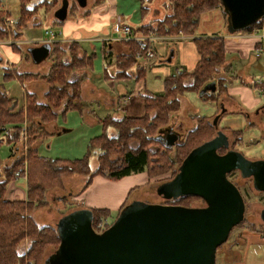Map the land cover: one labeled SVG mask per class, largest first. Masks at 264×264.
<instances>
[{
  "label": "trees",
  "instance_id": "trees-1",
  "mask_svg": "<svg viewBox=\"0 0 264 264\" xmlns=\"http://www.w3.org/2000/svg\"><path fill=\"white\" fill-rule=\"evenodd\" d=\"M107 1L101 0L99 4H105ZM55 3L56 0H19L14 24L9 25L6 29L3 26L5 17L13 13L5 9V0H0V41L7 40L8 35L13 36L12 39H20L22 37L21 31L29 26V22H35L37 17L45 19ZM170 4L171 13L162 19L156 18L153 21L141 24L138 28V34L146 37L150 34L160 37L173 36L178 33L186 34V36H196V31L200 26V18L203 14L218 8H222L224 11L220 0H170ZM90 14L91 12H89V17ZM224 14L226 18L225 11ZM145 16L146 14H143L142 19ZM55 19L54 24L60 27H63V23L68 20L67 18L64 21ZM35 23L33 25L37 28L41 22L37 21ZM263 26L264 19H261L242 32L249 33ZM150 40L147 39L144 43L136 39L123 40V43L129 46V51L117 55H114L113 50L108 48L109 43L106 41L103 48L106 62L104 75L107 78L133 77L137 82L142 81L146 86L144 79L148 65L142 59H144V56L150 59L153 57L154 49ZM60 42V40H57L50 43L51 67L49 72L42 76L49 84V89L44 95L46 101L41 102L36 94L27 91L26 82L33 74L25 73L16 78L26 91L25 112L21 109L22 107L18 109V100L9 96L4 83L15 78L9 71V67L3 68L4 76L2 79L4 81L0 82V144L6 141L12 145L10 157L15 158V161L11 166H6L7 180L0 182V264H22L21 258L24 255H20L16 249L26 238L31 241L27 255L33 257V259H38L45 248L59 246L60 237L57 235L56 227L38 226L31 219L30 211L31 209L34 210L36 206L48 204L45 195L49 190L62 186L61 181L65 177L73 173L88 175V180H86L87 182L82 191L91 184L90 180L96 175L104 176L109 180H118L133 173L146 172L148 182H151L153 178L157 177L156 174H165L163 168L166 166L161 159L157 160L158 165L155 164L153 157L167 159V153L159 154L158 150L151 149L153 148L152 144L156 142L162 143L168 150L176 148V158L181 163L191 149L214 136L215 126L212 124L213 121H210L212 116L193 115V119L197 123L185 133L183 142L168 145L161 139V131L158 132V129L166 126L168 114L179 110L180 97L190 91L197 92L203 102H213L214 105L220 107L219 105L222 102L220 101L222 100L220 99L221 92L227 93L230 82L237 80L241 75L240 71L235 70L236 68L230 61L231 57L227 56L228 52L223 36L195 37L194 45H196L199 54L197 65L192 70L179 67L174 73L165 77L162 84L164 89L161 93L151 92L147 87H144L140 92L145 98L146 112L143 116L120 118L117 115L109 114L104 118H97L102 133L90 140L88 150L83 158L44 157L39 154L36 144L39 140H45L49 136V133L44 130V124L55 121L57 115L66 114L69 110H79L82 114H86V109L90 108L91 105L89 102L82 100L81 88L85 81L91 79L93 70L92 55L82 49L83 47L79 41H72L67 46L68 48ZM16 45V43H12L13 51L22 56L21 48ZM27 52L31 54L29 51ZM0 60L2 61V59ZM219 70H223L230 79L226 76H217L220 73ZM134 71H137L135 76L130 74ZM211 81H216V90L201 95L200 90L205 83ZM240 82L242 81L240 80ZM251 85L257 88L260 83L255 82ZM150 108L154 109L155 113L153 124L149 123L147 117ZM92 112L91 109L89 113ZM146 121L147 124L144 125ZM24 122L28 124V144H30L26 156L27 175H25L27 182L25 183L27 198L26 200H9L3 198L4 191L7 189V182H10L8 180L23 177L26 168L24 158L21 157L22 155L18 156L15 151V143L23 141ZM8 129H11L10 133L7 132ZM155 130L157 132L154 133V136L153 132ZM243 131L233 129L236 135L242 136ZM5 132L7 135H4ZM2 133L4 136H2ZM129 140H135L134 142L137 141L138 143L132 145ZM239 142L242 143V140H239ZM220 152L224 153L225 150L220 149ZM109 153L117 156L116 161L110 163V160H107L106 155ZM91 155H95L96 160L99 157V165L94 170L90 165ZM170 159L171 162L174 160L173 157ZM152 162L153 165H151ZM104 163L105 165H103ZM153 170L156 173H153ZM235 172L237 171L231 172L227 176L232 180V174ZM175 173L173 170L171 177ZM188 198L201 197L190 195L179 198V200H170V202L178 203L182 199ZM126 203L121 205V208L115 214L110 209L92 208L94 212L93 227L101 232L102 227L107 228L110 226Z\"/></svg>",
  "mask_w": 264,
  "mask_h": 264
},
{
  "label": "rangeland",
  "instance_id": "rangeland-1",
  "mask_svg": "<svg viewBox=\"0 0 264 264\" xmlns=\"http://www.w3.org/2000/svg\"><path fill=\"white\" fill-rule=\"evenodd\" d=\"M101 0H87V6L86 7H80L77 3L76 0H69V9L68 11V20H73V21H86V20H91L92 17H94V8L99 6ZM118 1V9L121 14H123L125 19H129V21L133 22L136 27L138 28L139 25V20L143 17V14H146V17L150 15H154L157 18H164L166 15L171 13V4L170 0H117ZM19 5V0H5V9H8V11H11V15H6L5 20H4V25L5 28L7 29L9 25H12L13 23L9 22V19H13L15 21V14H17L18 11V6ZM62 5V0H56V3L54 4V7L52 10H50V14H48L45 19L41 17H37L35 19V22H41L39 27H34L33 24H36L35 22H29V26L23 29L22 32V37L20 39H12L13 36L8 35L9 37L7 40L3 41H12L16 43L20 48L22 52L21 56V61L17 64L11 66V64L7 65L9 67V71L11 72L12 76H14V80L5 82V86L7 90L9 91L10 88L12 89L14 84H18L17 82V77H19L22 74L25 73H30L33 74V76H30L27 80V91L34 93L37 95L39 100L41 102L46 101L45 97L43 96L44 93H46L49 89V84L45 80L44 76L46 73L49 72L50 67H51V61L52 58H50L45 61L42 64L39 65H34L32 62V59L30 57V54L27 52L28 47L31 45H37L35 44L36 42L29 41L31 37H37L36 34L41 35L38 36H45L46 37V31L44 33V29L47 30L48 28H53L54 30H59L62 29V27L55 25V10L60 8ZM93 11V13H92ZM89 12H91L90 17H89ZM123 16H118V17H123ZM204 17H207L206 15H203ZM11 17V18H10ZM9 18V19H8ZM123 19V18H122ZM67 20V21H68ZM201 20V25L200 27L206 32H215L217 30H220V26L218 23H213L209 22V25H203ZM216 20H219V18H216ZM143 21V20H142ZM35 30L36 34L31 33L30 31ZM107 27L103 29L102 32H95V33H87L85 32L86 30L84 28L81 29V32H83L80 36L82 39L80 41L82 45V49H84L89 55H92L93 59V72H94V82L96 85L99 86V88H103V90L110 91L108 88V85L105 83L104 80V72L106 68V64L104 65L103 62V57H102V43L101 41H98L96 39L95 41H90L86 38L92 37L95 38L94 36H102L104 35L107 31ZM106 31V32H105ZM229 34L233 35L231 32ZM63 35V34H62ZM60 35V36H62ZM153 35V34H151ZM64 39V38H63ZM62 37L60 38V43L64 45V47L68 48L67 46L71 44L72 40H63ZM102 39V38H101ZM20 40V41H18ZM21 42V43H20ZM123 43V42H122ZM121 43V44H122ZM0 45H2V42L0 41ZM16 45V46H17ZM39 45V44H38ZM9 47V46H8ZM123 46L116 45V50H121ZM129 46L124 44L123 48H128ZM13 49V47H12ZM11 49V50H12ZM129 51V49H128ZM260 54L259 57L256 54ZM256 54H254V59L253 60H248L247 61H240L238 62L235 66H238L239 68H243L246 66L245 73L246 75H240L239 76V81L241 80L242 82L249 77V72L252 71V73L255 75L254 80L264 78V69H262L263 66V52L257 51ZM1 55V53H0ZM157 55V54H156ZM155 55V56H156ZM154 56V58H155ZM227 56H231V54H228ZM261 56V57H260ZM163 57V53H160L156 59L152 57L151 62H147L148 65V70L146 72L145 76V83L147 84V87L150 91L153 90L154 92L163 89V79L167 74H171L175 71V65L172 63V61L167 62L164 67L160 66V58ZM2 58V57H1ZM178 58V54H177ZM229 58V57H228ZM154 59V60H153ZM144 60V59H142ZM34 61V60H33ZM248 62L250 63V66H248ZM35 63V62H34ZM5 67V62L0 60V72H3L4 76V70L3 68ZM164 68V69H162ZM252 69V70H251ZM220 73L217 76H226V78L230 79L228 75L224 73L223 70H219ZM137 71L131 72L133 76L137 75ZM24 76V75H23ZM25 78V77H24ZM110 79V78H109ZM115 80L117 81H131V82H136V80L131 77V78H116ZM4 81V79H3ZM86 82V81H85ZM84 82V83H85ZM82 85V100L85 102H89L90 108L86 109V114H82L79 110H69L66 114H59L57 115V119L52 122H47L44 124V130H46L49 133V136H47L44 139L39 140V142H35L37 144V148L39 153L42 156L46 157H51V158H70V159H76V158H83L85 153L88 150V145L90 144V140H92L95 136L99 135L102 133V128L100 123L97 122H91L92 117H90L88 114L90 109H95L97 112V115H105L107 114L108 110L105 106L103 107L102 103H97L94 101H88V97H85L84 90L86 89V92L88 95H91V89H89V86L86 84H89L88 82L86 84ZM121 83V82H120ZM257 85V84H256ZM36 86V87H35ZM86 86V87H85ZM91 86V84H90ZM31 87V88H30ZM260 88L261 85H258ZM33 88L35 90H33ZM223 88V87H222ZM253 88V87H249ZM255 89V88H254ZM45 90V91H44ZM261 92L259 90H254L253 93H256L261 101V104L264 103V93H263V87H261ZM7 91V92H8ZM151 91V92H153ZM18 92L20 96L19 89L16 91ZM224 92V91H223ZM221 92V98L223 103L228 100V96L226 92ZM26 93V92H25ZM147 93V91H146ZM45 95V94H44ZM140 98L142 100L143 106H144V112H146L145 108V98L140 94ZM181 98L180 101V106L179 110L173 111L170 114H168L167 117V123L166 126L162 127L161 129H158L162 131L165 129L170 128V131H175L180 135H185V133L189 130L192 129L193 126L196 125V120L193 119L192 115H205V116H212L210 118V121L214 120V117L221 112V107H218V105H214L213 102H203L199 98V94L197 92L190 91L188 93H185ZM128 99V98H127ZM125 99L121 104L119 103L117 112L118 114L117 117L123 118L127 117L125 114L126 111L123 110L124 108L127 109L129 107V102L130 99L127 100ZM133 99V97H131ZM231 99V98H230ZM108 100V99H107ZM234 100V99H233ZM233 100L228 101L233 102ZM22 103H19V108L23 109L24 112L26 110V94L24 99L21 100ZM129 101V102H127ZM115 102V101H114ZM104 104L109 105V101L105 102ZM113 104V103H110ZM116 104V103H115ZM228 104L224 103V106L226 107ZM220 106V105H219ZM236 110L247 113L244 109H240L239 107L235 108ZM60 110V109H59ZM216 110V111H215ZM148 121L149 123L153 124V116H154V109L150 108L149 112ZM213 114V115H212ZM261 114V113H259ZM126 115V116H125ZM93 116V115H92ZM94 118V116H93ZM248 120L251 121L252 123H247L246 126H242L243 134L241 135H236L233 132V129L226 127V123H224V120H220L219 129L224 130L228 136H230V141H231V148L232 149H237L241 151L246 157L250 159H262L264 158V115H255V112H250L248 113ZM138 124L140 122H137ZM56 124L57 127L62 128L63 131H58L55 130L53 131V125ZM147 124V121L145 122L144 125ZM28 124L26 122L23 123L24 126V135L29 136L28 130ZM215 126V125H214ZM157 129V128H156ZM11 129H8L7 132L10 133ZM67 130V131H64ZM168 131V130H167ZM169 131V132H170ZM113 132V129H112ZM157 131L155 130L153 132L156 133ZM166 132H160V135H164ZM4 135H7L5 132ZM2 133V136H4ZM24 135H23V141L20 143H15V151L17 152L18 156L22 155L21 157L24 158V166L26 167L24 170V175L23 177H17L12 180H8L10 182H7V189L4 191V197L5 199H9V193L13 191V189H20L22 188L24 191H26V175H27V151L26 147L24 144ZM159 135V133H158ZM216 135V127L214 129V134ZM155 136V134H154ZM212 138V137H211ZM239 140H242V143L239 142ZM132 145L137 144L138 142H134L135 140H129ZM29 143V139H28ZM27 143V144H28ZM34 143V145H36ZM30 144H28L29 147ZM11 146L8 144L6 141L0 144V182L6 181V166H11L15 158L11 160ZM151 149L153 150H158L159 154L161 153H167V159L159 158V157H153V160L156 162L155 164L158 165L157 160H160L164 162L166 165L163 168V173L156 174L157 177L153 178L151 182H145L142 183L140 182V179L131 176L133 178L126 179V183H128V189L126 190V200L127 203L133 201V200H143L146 202H151L152 204L155 202L158 203H165V204H180L184 206H191V207H200V206H205V201L202 198H188V199H182L178 203H173L170 202V200L163 199L160 197L157 192L155 191L157 189L158 184L163 182L165 179H171V175L173 173V170L175 172L178 171L179 166L181 165L177 157V149L172 148L170 150L166 149L162 143H153ZM26 152V153H25ZM155 152V151H153ZM25 153V154H23ZM158 155V154H157ZM174 158V160L171 162L170 158ZM13 158V157H12ZM107 160H110V163L113 161H116L117 156L113 153H109L106 155ZM99 159V157H98ZM96 160V156L91 155L90 157V165L91 168L94 170L96 167L99 165V160ZM152 160V161H153ZM182 163V162H181ZM105 165V163L103 164ZM153 165V162L152 164ZM153 173H156V171L153 170ZM26 174V175H25ZM138 174V173H133L131 175ZM176 174V173H175ZM129 176V175H128ZM232 180L236 183L238 186L237 188L240 189L244 201L246 204V212H245V217L242 223L240 225H237L233 227V229L230 232V235L228 239L218 247L217 250V257H216V264H221L224 258L227 260L236 258L238 260L244 261L243 264H264V222L262 221L260 217V212L264 208V191L260 192L258 190H255L253 188V182L251 178H243L240 173L237 171L234 174H232ZM86 180H88V175L86 174H77L73 173L69 175L68 177H65L61 182L62 186H59L57 188H54L52 190H49L47 192L46 198L48 201V204H43L36 206V208L31 209L30 211V216L31 219L36 223L38 226H53L56 227V223L61 217L74 210L77 208H82L86 207V201L83 200L81 197V193L83 192L82 189L84 188L86 184ZM94 180V178H92ZM91 181V184L93 181ZM140 182V183H139ZM138 184L136 187H130L133 184ZM142 183V184H141ZM90 184V185H91ZM96 196V195H95ZM93 193H90V197L93 198L95 197ZM97 198V197H96ZM126 203V204H127ZM36 204V203H35ZM114 213H116V210H114ZM114 221V220H113ZM105 227H102L104 230ZM106 229V228H105ZM102 230V231H103ZM247 231V232H246ZM246 232V233H245ZM258 236L261 241H255L252 236ZM31 245V241L26 238L23 242H21L18 247L17 251L20 255H24L21 258L22 264H44L45 260L48 258L49 255H51L57 247L55 246H49V248H45L44 252L39 256L38 259H33V257L28 256V251ZM236 247V251L234 253H226L231 249L232 247ZM226 251V252H225ZM226 253V254H225ZM223 256V258H221Z\"/></svg>",
  "mask_w": 264,
  "mask_h": 264
},
{
  "label": "water",
  "instance_id": "water-1",
  "mask_svg": "<svg viewBox=\"0 0 264 264\" xmlns=\"http://www.w3.org/2000/svg\"><path fill=\"white\" fill-rule=\"evenodd\" d=\"M76 1L80 7L87 6V0ZM220 2L231 33L264 19V0ZM68 9L69 0H62L55 18L64 21ZM49 50L51 44L45 43L28 51L35 63H42ZM215 82L205 83L200 94L215 91ZM220 107L212 123L216 135L191 149L176 174L155 190L165 201L199 196L205 206L152 204L136 199L124 205L101 232L93 227L92 208L74 209L57 221L60 244L45 264H216L218 247L244 220L246 212L240 189L227 175L238 171L243 178L252 179L255 190L264 191V158L250 159L231 148L230 136L218 128L227 111L223 102ZM165 135L161 139L168 145L177 144L180 136L175 131ZM259 214L264 222V208Z\"/></svg>",
  "mask_w": 264,
  "mask_h": 264
},
{
  "label": "crops",
  "instance_id": "crops-1",
  "mask_svg": "<svg viewBox=\"0 0 264 264\" xmlns=\"http://www.w3.org/2000/svg\"><path fill=\"white\" fill-rule=\"evenodd\" d=\"M94 11H95L94 17H92L91 20L77 22V21H73L70 19L66 21L65 23H63L64 24L63 27L61 26L63 28V31H62L63 36L61 37L62 39L64 38L63 40L68 39V40L80 42L82 39H85V38H81L80 36L83 33L81 32L82 28H84L86 30L85 32L87 33H90V32L99 33V32H102L105 27H107V30H106L107 32L105 31L106 33L104 35L102 36L95 35L94 36L95 38H92V37L86 38L90 40L91 42L95 41L96 39H98V41H101L102 46L100 49H102V57H103L104 65H105L106 62L104 60V49L103 48L105 47L106 41L109 43L108 48L113 50L114 55H117L119 53L128 52L129 48H126V49L123 48L125 43H122L123 40L119 39V37L121 36L119 35L120 32H116L112 34V31H111L112 24L114 23L113 21L118 16L120 15L123 16V14L119 12L117 0H108L105 4H102L99 7L97 6L96 8H94ZM203 15L207 16V17L202 16L200 18L201 20L204 19L202 21V24L204 26L209 25V22H213V23H218L221 29L210 33V32H206V30L202 29L199 26L198 31H196L197 32L196 36H186V34L184 35L183 33H178L177 35L160 36V37H156L150 40L152 41L151 46L154 49L153 58L156 54L157 55L155 56L154 59H156L160 53H163V57L160 58V66L164 67V65L167 62L172 61V63H174L173 65H175V71L179 67L185 68L186 70H192L199 61V58H198L199 54L196 50V45H194L195 44L194 38L203 37V36H223L225 38L224 44L226 45V50L228 54L232 55L230 56L231 57L230 61L232 62L234 68H236L235 70L240 71V74L242 75H246L245 70H244L246 66H244L243 68H239L238 66H235L238 62L240 63L241 60L247 61L246 59L253 60L254 59L253 55L257 53L258 49L261 52H263V55L261 56H263V59H264V26L259 29H254V31L249 32V33L241 31L237 33H232L233 35H231L229 34V31H227L228 29L227 28V18H225V14L222 8H218L216 10L205 13ZM122 18L124 22L136 27V25L133 22L129 21V19L128 20L125 19L124 16ZM156 18H157L156 16L149 14L146 17V19L141 18V20H139V25L145 24V22L147 23V22L153 21ZM216 18H219L220 22H218L219 20H216ZM201 20H200V25H201ZM43 31L45 33L46 30L44 29ZM30 32L33 34H36L35 30H32ZM39 33L40 34H36L37 37H31V39H29V41H32V42L34 41L36 42L35 44H37V45L29 46L28 47L29 49L32 47H39L47 43L46 41L47 38L45 36L43 37L38 36V35H41V32ZM12 43H13L12 41H3L2 45H0V53L2 57L0 59H3V62H5L6 66L8 64L9 65L11 64V66L15 65L22 60L20 54L13 51ZM118 44L119 46L121 45L123 47H121L122 48L121 50L117 51L115 47ZM177 54H178V58H177ZM50 56H51V53L46 59L42 61V63L47 61L50 58ZM31 58H32V55H31ZM144 60L149 63L151 62L152 58L150 59L144 56ZM32 62L34 65L42 64L41 62L34 63L33 58H32ZM248 66H250L249 62H248ZM263 66H264V62H263ZM262 69H264V67ZM171 74H167L165 77ZM93 75H94V72L92 70L91 79L87 80L84 83V84H86L87 82L89 83L86 85L89 86V89H91V92H92L91 95H88L85 89L84 90L85 97L86 96L88 97V101H94V102H97L98 104L102 103L103 107L105 106L107 109H110V110L106 112L107 114L101 116L99 114L97 115V112L95 109H92L93 112L88 114L90 117H92L91 122L97 123L96 118H104L106 116H109V114L110 115L118 114L117 105H119V103L121 104V102H123L127 98H128L127 100L130 99V102L127 101L129 102V107L127 109L125 108L123 109L126 111L125 114L127 116H143L144 106L140 98V92L144 88V83L142 81L140 82L136 81L135 83L131 81H117L115 80L116 78L109 79L106 77V75H104L105 83L108 85V88L110 90V91H107V90H103V88H99V86L96 85V83L93 80L94 78ZM254 77L255 75L252 73V71H250L249 77H247L243 82H240L238 79L232 80V82H230L231 84L229 85L228 91H227L228 100L224 102L225 104L226 103L228 104L226 106L227 111L226 113L222 115L220 119L221 121L222 120L225 121L224 123L227 124L226 127L231 128V129L242 130V126L245 127L247 123L249 124L252 123L251 121L248 120V116H247L248 113L255 112L256 116L261 115V114L264 115V103L261 104V101L258 95L256 93H253L254 90H259L261 92L262 91L261 87H263V93H264V78L254 80ZM2 78H3V72L1 71L0 72V82H3ZM17 82L18 84L17 83L14 84L12 86L13 88L12 89L10 88L8 92H9L10 97L15 98L16 100H18L19 103H22L21 100L24 99L26 91L23 85L18 80ZM255 82L257 83L259 82L261 87L256 88L251 85ZM145 85L147 86L146 83ZM249 87H253V88H249ZM18 89H19V92L21 93L20 96L19 94H17L18 92H16ZM163 89H164V86H163ZM163 89H160L157 92L155 91V93H161L163 92ZM33 90L35 89L33 88ZM131 97H133V99H131ZM230 100H233V102L228 103V101ZM104 101L105 102L109 101V105L108 104L105 105ZM110 103H113V104H110ZM237 107H239L240 109H244L247 113L245 114L243 112L236 110L235 108ZM92 115L94 116V118ZM57 129L58 131L60 130L63 131L62 128H59L56 126V124H54L52 130L55 131ZM10 158L11 160L14 159L12 157ZM131 176H134L140 179V182L142 183H145V182L148 183V179H147L148 174L146 172H141L138 174L125 176L118 180H109L108 178L104 176L96 175L94 177V180H92L93 183L89 185L80 194L83 200L86 201V208L87 207L106 208V209L112 210L113 213H114V210H116V213H117L118 210L121 208V205H123L127 201L126 195L128 192L126 193V190L128 189L127 187L129 184L126 183V179L133 178ZM136 185L138 184L135 183L131 185L130 187L132 186L136 187ZM90 193H93V195L94 196L96 195V196L91 198ZM26 195H27L26 191H24L22 188L20 189L17 188V189H13V191L9 193L8 197H9V200H15V199L26 200L27 198ZM252 238H254L255 241L257 240L258 242L261 241L259 240L260 238L258 236L253 235ZM236 247L238 246L232 247L231 249H229L228 252L226 251L225 252L229 254L234 253L236 251L235 249ZM221 258H223V256ZM243 262L244 261L238 260L236 258H233L230 260H227L226 258H224L221 264H243Z\"/></svg>",
  "mask_w": 264,
  "mask_h": 264
},
{
  "label": "built area",
  "instance_id": "built-area-1",
  "mask_svg": "<svg viewBox=\"0 0 264 264\" xmlns=\"http://www.w3.org/2000/svg\"><path fill=\"white\" fill-rule=\"evenodd\" d=\"M9 22L14 24V20L12 18L9 19ZM113 22L114 23L112 24V27H111L112 28L111 29L112 34H114L116 32H120L119 35H121V36L119 37V39H121V40L136 39V40H139L141 43H144V41H146L147 39L156 38V36L151 35V34L148 37L139 35L138 34V29L136 27H134L133 25H130V24L124 22L121 17H117ZM46 34H47L46 41L48 43H53L54 41L60 40V38H61L60 35H62L63 32H62L61 29L54 30L53 28H48L46 30ZM257 51H260V50L258 49ZM256 55L259 57L260 54L257 53ZM27 143H28V137H27V135H24V144H25V147H26V151L28 149V144ZM25 153H23V154H25Z\"/></svg>",
  "mask_w": 264,
  "mask_h": 264
},
{
  "label": "flooded vegetation",
  "instance_id": "flooded-vegetation-1",
  "mask_svg": "<svg viewBox=\"0 0 264 264\" xmlns=\"http://www.w3.org/2000/svg\"><path fill=\"white\" fill-rule=\"evenodd\" d=\"M258 112V111H257ZM248 116V115H247ZM169 130H170V128H168ZM168 129H165V130H163V132H166V133H164V135L165 134H167V133H169V130ZM168 130V131H167ZM162 132V131H161ZM170 132H173V131H170ZM166 136V135H165ZM184 137H185V135L183 134V135H180L178 138H179V140H178V143H180V142H183V140H184ZM50 256V255H49ZM48 256V257H49ZM46 261V260H45ZM45 264V263H44Z\"/></svg>",
  "mask_w": 264,
  "mask_h": 264
}]
</instances>
